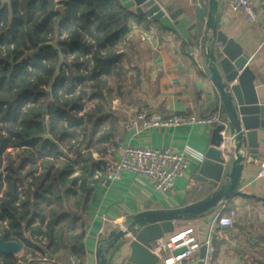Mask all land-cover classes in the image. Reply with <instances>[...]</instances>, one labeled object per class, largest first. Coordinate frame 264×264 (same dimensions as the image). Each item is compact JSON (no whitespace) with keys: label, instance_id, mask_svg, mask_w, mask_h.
Segmentation results:
<instances>
[{"label":"crops","instance_id":"obj_1","mask_svg":"<svg viewBox=\"0 0 264 264\" xmlns=\"http://www.w3.org/2000/svg\"><path fill=\"white\" fill-rule=\"evenodd\" d=\"M119 1L131 14L129 31L121 39L122 50L116 63L122 74L120 78L116 76L118 85L115 95L111 96L107 86L102 90L104 98L99 101L103 109L99 114L87 117L89 127H86L83 138H87V145L92 141L88 147L92 159L98 163L107 157L106 143L113 148L109 155L112 159L120 157L119 145L170 148L184 152L188 166L174 188L164 194L155 192L149 180L129 172H123L117 181L104 185L95 183L86 208L82 212L79 210V223L82 221L84 227L82 263L77 257L80 264H96L98 245L106 243L111 231L124 228L134 216L186 207L214 191L196 177L211 146L210 137L215 126L197 123L162 128L145 126L139 120L128 126L129 121L134 120L142 110L163 117L193 115L195 118L218 112L223 125L226 124L225 110L210 80L201 47L200 60L190 55L192 48L198 45L194 36V1L155 0L171 21L190 34L187 40L150 21L143 14L135 13L133 0ZM9 2L0 1L2 4ZM57 3L58 0H54V7L58 6ZM257 13V21L249 23L230 7L228 0H218L217 28L248 55L247 64L254 74L255 95L258 103L264 105V8L259 7ZM66 61L65 65L68 64ZM114 70L117 71V68ZM109 76H115L113 71ZM99 135L104 136L100 143L97 141ZM224 135L228 140V134ZM256 141L258 159L253 163H244L233 194L210 212L174 221L173 231L156 242L154 253L159 258L156 264H161V258L168 255L163 245L179 232L196 235L202 244L208 241L214 248L211 264H264V175H257L264 169V127L257 129ZM227 148L230 154L232 148L230 145ZM230 213L232 224L229 227L220 226L218 218ZM131 240L132 237H128L111 251L107 264H124L130 253ZM202 247L205 248L204 245ZM200 249L196 253L197 261ZM68 253L61 249L50 257L56 263H65ZM18 254L14 255L17 259ZM15 264L22 262L17 260Z\"/></svg>","mask_w":264,"mask_h":264},{"label":"trees","instance_id":"obj_2","mask_svg":"<svg viewBox=\"0 0 264 264\" xmlns=\"http://www.w3.org/2000/svg\"><path fill=\"white\" fill-rule=\"evenodd\" d=\"M57 4L51 9L49 0L0 3V219L7 221L0 234L20 242L24 254L37 250L33 238L43 236L50 255L63 249L82 263L80 211L97 183L93 176L100 163L92 159L88 147L92 141L87 145L86 137L82 151L73 148L82 118L77 116L80 93L72 83L84 81L79 70L94 46V66L87 78L92 81L91 95L104 98L105 77L112 71L119 78L122 74L116 66L120 53L112 48L128 33L131 14L119 0H59ZM105 47L109 50L102 57L99 52ZM58 53L62 62L51 82ZM69 56L65 74L61 65ZM109 56L114 58L103 63ZM101 104L88 117L99 114ZM103 138L99 135L97 141ZM8 147L17 149L14 158ZM73 163L79 172L76 177ZM17 185L23 191L18 205ZM34 219L44 224V230L32 225ZM16 262V256L0 252L1 264Z\"/></svg>","mask_w":264,"mask_h":264},{"label":"water","instance_id":"obj_3","mask_svg":"<svg viewBox=\"0 0 264 264\" xmlns=\"http://www.w3.org/2000/svg\"><path fill=\"white\" fill-rule=\"evenodd\" d=\"M195 29L194 36L200 45L210 80L217 90L224 107L226 124L212 129L210 147L197 172V180L206 183L214 191L201 201L177 209L144 212L134 216L124 228L111 231L106 243L96 249V264H107V256L120 243L132 237L130 253L124 264H156V242L163 235L173 231L174 221L194 218L212 211L219 203L234 192L245 162L258 159L256 131L264 127V105L257 101L254 90V74L247 64L248 55L231 38L217 28L218 0H193ZM135 13L143 14L150 21L188 39L190 34L178 23L171 21L155 0H133ZM51 9L54 0H49ZM56 49V47H54ZM109 56L103 63L112 60ZM61 54L51 82L58 74ZM224 134H228V140ZM228 145L232 151L229 154ZM229 160L226 161L225 158ZM126 223V221H125ZM205 248L200 249L199 261ZM22 251V244L8 241L0 234V252L16 255Z\"/></svg>","mask_w":264,"mask_h":264},{"label":"built area","instance_id":"obj_4","mask_svg":"<svg viewBox=\"0 0 264 264\" xmlns=\"http://www.w3.org/2000/svg\"><path fill=\"white\" fill-rule=\"evenodd\" d=\"M1 1V0H0ZM59 1V0H58ZM230 7L240 13L249 23H255L257 21V10L259 7L264 8V0H228ZM181 37V36H180ZM182 38V37H181ZM92 46L94 45L90 41ZM121 48L120 43L112 48L113 52H118ZM94 46L84 57L85 65L80 68L79 72L85 77L82 83L73 82L72 85L76 91L80 93L81 109L77 112V116L82 118V123L78 126L77 137L73 143V147H81L83 141V134L88 127L87 117L88 114L98 104L99 99L96 96L91 95L92 81L87 78L94 66L92 59V52ZM109 48L105 47L100 50V55L105 57ZM200 45L192 48L191 56L200 60ZM71 56L67 58V63L71 61ZM61 70L67 74V66L61 65ZM106 84H110L111 94H116L118 85V79L116 76L105 77ZM143 122L145 126H157V127H174L182 124H197L201 123L206 126L223 125L224 121L220 117L218 112H213L202 118H195L193 115H174L170 117H163L160 115L148 114L147 110H142L138 113L134 120L128 122V126L134 125L136 121ZM107 157L100 163L98 168L94 172L93 179L98 184L104 185L106 182L117 181L120 179L123 172H129L139 177L145 178L151 182L152 188L157 193H167L171 191L178 178H180L188 166V159L184 152L173 150L170 148L157 149L148 147H136V146H123L117 147L120 151V157L118 159L110 158V153L113 148L111 145L105 143ZM8 152L14 158L17 149L8 147ZM4 164V161L2 162ZM73 173L72 176H78V169L76 164H72ZM2 168H0V171ZM258 176L264 175V169L260 170ZM79 181L76 185L78 186ZM23 199L22 187L17 185V200ZM218 224L222 227H229L232 224V213L222 215L218 218ZM33 226L40 225L37 219H34ZM44 230V224L40 225ZM7 228L6 218L0 219V231ZM36 246L33 255H24L21 260L23 264H80L78 258L73 253L67 254V260L65 263H56L46 250L47 240L43 236L34 237ZM205 246V254L201 259V264H211L214 254V248L208 241L200 243L196 238V235L192 233L179 232L172 235L168 242L163 245V249L168 252V255L161 258V264H196V253ZM159 259V258H158Z\"/></svg>","mask_w":264,"mask_h":264},{"label":"rangeland","instance_id":"obj_5","mask_svg":"<svg viewBox=\"0 0 264 264\" xmlns=\"http://www.w3.org/2000/svg\"><path fill=\"white\" fill-rule=\"evenodd\" d=\"M120 46L122 47V43L120 42ZM121 48L119 49V51L118 52H116V53H120L121 52ZM109 85L110 84H106V86L107 87H109ZM110 88V87H109ZM110 91V94H111V89L109 90ZM111 96H112V94H111ZM88 124V123H87ZM88 127H89V124H88ZM81 147L82 148H79L81 151H82V149H83V143L81 144ZM73 148H76V147H73ZM68 156H70V155H68ZM71 157V156H70ZM74 164V163H73ZM2 165H4V164H2ZM33 241H35V239H33ZM36 242V241H35ZM35 253V250H33V249H31L29 252H27V253H23V251L22 252H19V254L17 255V257H18V259L17 260H19V262H22L21 260L23 259V256L25 255H33ZM17 263V262H16ZM22 264H23V262H22Z\"/></svg>","mask_w":264,"mask_h":264}]
</instances>
